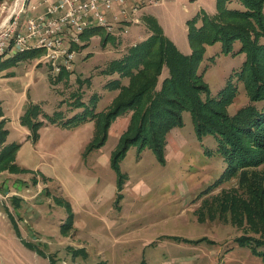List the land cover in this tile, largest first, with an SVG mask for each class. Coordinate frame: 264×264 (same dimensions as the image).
<instances>
[{"label": "rangeland", "instance_id": "1", "mask_svg": "<svg viewBox=\"0 0 264 264\" xmlns=\"http://www.w3.org/2000/svg\"><path fill=\"white\" fill-rule=\"evenodd\" d=\"M0 2L5 5L4 11H0L1 20L13 14L21 31L27 19L45 13L39 0ZM215 2L171 1L141 11L148 13L180 53L189 54L186 23L196 15L216 14ZM227 7L241 9L237 0H229ZM131 24L121 19L111 24L110 31L101 28L98 35L80 41L79 47L73 49L71 69L61 79L53 71L54 82L48 75L47 63L43 64L47 69L37 65L44 72L40 80H33L34 75L30 79L21 77L17 84H6V76L1 75L0 122L3 121L7 132L3 145L17 143L20 148L22 138H28L22 150L35 144L29 134L22 135L20 128V117L28 107L37 105L47 116L60 114L62 121L75 111H82L84 108L76 109L74 105H88L91 97L95 111L106 110L119 92L106 85L118 76H105L102 71L127 52L128 37L134 35L136 28H129L126 33L124 30ZM105 36L107 41H102ZM238 46L236 42L234 48ZM17 54L11 52L0 59ZM243 59V54L221 53L219 43L205 47L200 67L205 69L204 81L212 97L239 70ZM27 61H21L25 70L30 69L27 63L34 65L38 60ZM17 64L5 71L10 72ZM166 75L164 69L159 80ZM30 80L33 82L28 88L21 83ZM121 82L126 85L128 80ZM237 87L238 94L227 108L230 115L249 104L242 84L237 83ZM130 115L126 113L114 120L115 134L105 146L87 150L89 139L79 152L75 151L78 143L66 139L65 132L57 131L40 117L48 129L42 131L40 153L33 152L25 165L37 164L38 171L20 167L15 161L17 152L7 166L0 165V264H264V259L253 255L247 247L226 250L243 231L248 232L247 224L243 223V231L232 224L228 208L238 188V178L200 197L220 176L225 163L215 152L216 140L212 136H196L188 112L182 114L183 125L170 134L163 164L148 149L137 152L138 148L132 146L126 152L119 165L124 179L118 191L117 175L109 159L118 141L114 135L126 130ZM44 174L54 178L48 179ZM263 174L264 163L250 169L246 176L259 178ZM221 201L225 207L220 209L217 205ZM60 202H67L73 212V228L66 233L60 229L67 225L68 214ZM166 237L206 240L192 250L177 246ZM208 240L214 244H208Z\"/></svg>", "mask_w": 264, "mask_h": 264}, {"label": "trees", "instance_id": "2", "mask_svg": "<svg viewBox=\"0 0 264 264\" xmlns=\"http://www.w3.org/2000/svg\"><path fill=\"white\" fill-rule=\"evenodd\" d=\"M237 1L241 9L228 8L229 0H216V14L196 15L186 23L191 48L187 55L180 53L160 27L146 17L144 22L149 31L147 38L130 45L121 58L111 61L102 71L105 76H118L106 85L119 91L106 110L95 111L91 97L88 105H74L76 109L84 108L82 111L79 109L72 117L62 121L60 114L47 116L40 107L34 105L25 110L20 117V124L28 129L31 142L36 143L39 139L38 131L45 125L40 117L49 124H59L65 129H75L86 122H92L93 135L85 148L93 150L105 146L109 129L118 116L131 113L127 128L119 136L109 159L110 167L117 175V189L120 192L124 175L119 172V165L126 152L132 146L138 148L137 152L148 149L163 164L166 137L171 130L183 125L182 114L188 112L196 136L199 139L212 136L216 140L215 152L225 163L220 176L200 193V197L238 178V188L234 190L228 208L232 214V224L242 231L243 223L247 224L248 232L243 231V235L231 242L226 250L247 247L253 255L264 259V174L259 178L246 176L250 169L264 163V0ZM100 30L99 27L83 30L78 35L79 42L70 43V48L79 47L80 41L98 35ZM102 41H107V36ZM236 42L239 43L237 49L234 48ZM216 43L221 45V53L243 54L244 59L239 70L234 71L217 96L212 97L204 81L205 69L200 64L205 47ZM43 53L39 49L12 58H1L0 71L21 61L38 60ZM39 64L43 66L41 62ZM164 69L167 75L159 80ZM66 74L67 71L63 70L55 76L61 79ZM55 79L52 78V82ZM123 79L128 80L126 85L121 82ZM237 83L242 84L249 104L230 115L227 108L238 94ZM3 125L1 121V146L7 135ZM18 149L17 143L0 148L1 168L12 162ZM12 202L15 203L13 199ZM62 204L68 217L67 225L60 231L66 233L73 228V212L67 202ZM217 206L224 208L225 202L221 201ZM166 239L190 246H198L206 240L181 237ZM208 244H214V241L208 240Z\"/></svg>", "mask_w": 264, "mask_h": 264}, {"label": "built area", "instance_id": "3", "mask_svg": "<svg viewBox=\"0 0 264 264\" xmlns=\"http://www.w3.org/2000/svg\"><path fill=\"white\" fill-rule=\"evenodd\" d=\"M171 1L181 0H39L45 13L27 19L22 33L11 31L13 14L7 17L0 30V57L1 50L10 52L31 42L42 43L48 47V55H42L37 63L49 64L47 72L53 78V71H60L59 63H66L67 69L72 67L75 52L65 46V39L78 40L76 29L93 24H104L111 29V24L121 19L136 23L137 19L131 17L141 9Z\"/></svg>", "mask_w": 264, "mask_h": 264}, {"label": "crops", "instance_id": "4", "mask_svg": "<svg viewBox=\"0 0 264 264\" xmlns=\"http://www.w3.org/2000/svg\"><path fill=\"white\" fill-rule=\"evenodd\" d=\"M134 18L137 19L138 22L136 23H132L131 26L127 27V30L129 28H132V27H135L136 28V31L134 33V35L132 37H128L129 40H130V45H135L137 44L138 42L140 41H143L144 39L147 38V36L149 35V31L145 25V22H144V19L146 17H148V13L146 11H139L136 15L133 16ZM127 22H130V20H127ZM172 42V41H171ZM173 43V42H172ZM174 44V43H173ZM175 45V44H174ZM176 47V46H175ZM177 48V47H176ZM190 54V53H189ZM187 55V54H186ZM10 58H12V56H10ZM9 59V58H8ZM7 60V58H6ZM36 60V59H34ZM30 61V62H29ZM32 60H28L27 62L31 63ZM23 62H20L18 63L15 67L11 68L10 72H6L5 70H2L0 71V76L1 75H4L6 76V84H9V83H13V84H17V82H20L21 80V77H25V78H28L30 79L31 77L30 76H34L35 75V78L36 80H40L41 78H44V72L41 70L42 68H39L37 66V62H35L34 65L32 64H26L27 66H30V69H24L23 68ZM26 63V62H25ZM22 64V66H20ZM20 69H23V71H20ZM33 80L31 81H28L27 83H24V81H21V83L25 84V85H28L27 87L25 88H28L29 87V83L31 84L33 82ZM58 94V93H57ZM59 95V94H58ZM61 99V98H59ZM75 112H78V111H75ZM113 124L111 125L110 129H109V133H108V138H110L114 132H112L113 130ZM52 127H54L57 131L60 129V131L62 132H65L64 133V137L66 139H69L70 141H73L75 143H78V146H76V149L75 151H80V149H83V143L87 142L89 139L92 138V135H93V123L92 122H86L85 124H82L81 126L75 128V129H71V130H68V129H65L63 127H57L55 125H52ZM21 128V131H23L24 133L22 135H28L29 132L28 130L25 128V127H20ZM44 129H48L47 126H43L39 129L38 133H39V139L38 141L35 143V144H31V148L30 149H27V150H22V146L27 143L26 141H28V138H22L20 141L21 143V147L19 148V150L17 151V155H16V163L22 167V168H25V169H31L33 171H38L36 170L37 168V164L34 166H25L27 161L31 158L33 152L35 153H40L41 151V140H42V131ZM176 129V128H175ZM171 132H173L172 130L170 131V133L167 135L166 137V146H165V154H166V149H167V146H168V140H169V137H170V134ZM115 134V133H114ZM117 140L119 138L120 135H114ZM84 140V141H83ZM108 140V139H107ZM107 143V142H106ZM117 143V142H116ZM85 147V146H84ZM115 147V146H114ZM32 148H33V151H32ZM36 150V151H35ZM113 150V149H112ZM111 150V151H112ZM19 160H20V163L22 164H19ZM40 172V171H39ZM46 176V178L48 179H52L54 177H51V176H48L46 174H44ZM58 180V179H57ZM59 181V180H58ZM63 185V183H62ZM174 243V242H173ZM177 246H185V248H192L193 249H197L198 247L196 246H190V245H186V244H180V243H177L176 244ZM184 248V249H185ZM187 250V249H185Z\"/></svg>", "mask_w": 264, "mask_h": 264}, {"label": "bare ground", "instance_id": "5", "mask_svg": "<svg viewBox=\"0 0 264 264\" xmlns=\"http://www.w3.org/2000/svg\"><path fill=\"white\" fill-rule=\"evenodd\" d=\"M4 9H5L4 3L0 2V11L2 12V11H4ZM1 16H2V14L0 15V30L4 28V24L6 23V20H7V18L1 20ZM92 27L105 28L108 31H110V28L107 27V25H104V24L87 25L85 27H80V28L76 29V37H78V35L83 30L89 29V28H92ZM23 30L21 31V29L18 27L17 19H15L14 22L11 24V31H13L15 33H22ZM70 43H78V41H77V39H65V46L67 48H70ZM39 49H42L44 51L43 55H48V47H45L44 44H42V43L31 42V43H28L25 46H21L19 48L14 49L13 51H10V52H9V50H1V57L7 56L11 52H16L18 54H22V53H25L27 51L39 50ZM59 70L60 71H54V73L55 74H60L63 70L69 71L70 69H67L66 63H59Z\"/></svg>", "mask_w": 264, "mask_h": 264}]
</instances>
